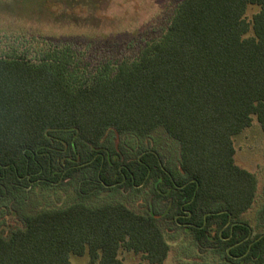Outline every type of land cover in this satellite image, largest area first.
Wrapping results in <instances>:
<instances>
[{"label": "trees", "instance_id": "trees-1", "mask_svg": "<svg viewBox=\"0 0 264 264\" xmlns=\"http://www.w3.org/2000/svg\"><path fill=\"white\" fill-rule=\"evenodd\" d=\"M253 117L264 131V0H179L158 36L95 64L67 44L0 50V264H163L166 231L264 264L232 141ZM36 187L73 200L37 208Z\"/></svg>", "mask_w": 264, "mask_h": 264}, {"label": "rangeland", "instance_id": "rangeland-1", "mask_svg": "<svg viewBox=\"0 0 264 264\" xmlns=\"http://www.w3.org/2000/svg\"><path fill=\"white\" fill-rule=\"evenodd\" d=\"M178 1L0 0V50L15 46L17 41L27 45L67 44L90 64L131 55L144 41L162 32ZM255 9L250 7L246 15L250 16ZM232 141L235 163L252 172L257 180L254 202L243 215L254 226L264 205V131L253 117L250 126L233 135ZM33 193L37 208L64 206L73 200L71 190L66 188L36 187ZM104 199L107 197L102 195L92 202ZM136 205L133 208L138 209ZM165 239L169 251L163 264H223L217 254L196 252L186 234L172 236L166 231ZM118 257L125 264H149L131 251L120 250ZM70 262L90 264L86 254L70 255Z\"/></svg>", "mask_w": 264, "mask_h": 264}]
</instances>
